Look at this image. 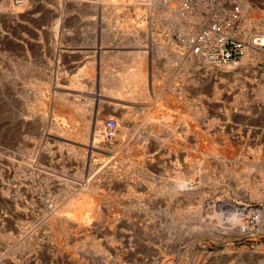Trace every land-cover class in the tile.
<instances>
[{"label":"rangeland","instance_id":"obj_1","mask_svg":"<svg viewBox=\"0 0 264 264\" xmlns=\"http://www.w3.org/2000/svg\"><path fill=\"white\" fill-rule=\"evenodd\" d=\"M97 1L0 0V264H264V216L230 209L264 214V63L187 67L180 20L116 0L100 15ZM262 1L248 0L257 15ZM117 88L129 107L102 102L93 130L57 108Z\"/></svg>","mask_w":264,"mask_h":264},{"label":"bare ground","instance_id":"obj_2","mask_svg":"<svg viewBox=\"0 0 264 264\" xmlns=\"http://www.w3.org/2000/svg\"><path fill=\"white\" fill-rule=\"evenodd\" d=\"M246 1H248V0H246ZM262 1V0H261ZM77 2V1H76ZM112 1L111 0H99V1H97L96 2V4H98V6L96 7L97 9H96V11H97V13H99L100 14V12L102 13V11H104L105 10V5H109V3H111ZM116 3L118 2V3H122L123 5L124 4H133L135 7H136V9H140L141 8V6H145L147 9H149V11H151V13H150V18H149V22L151 21V16L154 14V18H157V17H159V15H163V13H165L164 15H168L169 16V19L171 18V20L172 19H175V21L177 22L178 20H180L181 21V23H180V27H181V30H185V35L184 36H182V34L179 36V38L181 39V42H182V44L185 46V47H188V40H189V37L191 36V33H188L189 31H190V29L192 28L193 29V32L196 30V22L200 19V14H198V13H194V12H191V10H190V8H187V6L185 5V4H183L184 3V0H181V2H179V3H177L176 2V0H116L115 1ZM256 2V1H255ZM262 2H264V1H262ZM5 3V2H4ZM259 3V2H258ZM71 4V3H70ZM262 4H264V3H262ZM72 5V4H71ZM94 5H95V3H94ZM112 5V4H111ZM244 5H245V10H247V8L249 7H251V4H250V2H245L244 3ZM132 6V5H131ZM264 7V6H263ZM252 8V7H251ZM258 8V7H257ZM121 9V8H120ZM115 10H117V9H115ZM157 10H159V14L158 13H156L157 12ZM161 11V12H160ZM262 11V13L264 12V9L263 10H261ZM90 12V11H89ZM112 13H114V12H112ZM116 13V12H115ZM126 13V12H125ZM149 13V12H148ZM255 13V12H254ZM256 13H259V12H256ZM97 15V14H96ZM101 15V14H100ZM257 15V14H256ZM168 16H167V18L166 19H168ZM12 18V17H11ZM162 19H164V18H162ZM111 20V19H110ZM166 21V20H165ZM161 22V21H160ZM246 23H245V25H247V26H250L252 23H257V24H259V23H262V25H264V15L263 14H261V12L257 15V16H255L254 14H252L251 15V17L249 16V18H247V20L245 21ZM155 23V22H154ZM165 23V22H164ZM167 23V22H166ZM149 24H151V23H149ZM157 25V24H156ZM164 25V24H163ZM122 26V25H121ZM150 29H151V27H150ZM180 29V28H179ZM152 30V29H151ZM153 31V30H152ZM258 31H262V33L264 32V30H256V31H251V34H254L255 32H258ZM149 33H151L150 31H149ZM72 40V39H71ZM70 40V41H71ZM80 40V39H79ZM66 41V40H65ZM68 46V45H67ZM132 46V45H131ZM59 47V46H58ZM80 47V46H79ZM125 47V46H124ZM68 48V47H67ZM81 48H83V47H81ZM134 48V47H133ZM73 49V48H72ZM72 49H70V54H72V52H71V50ZM76 48H74L73 50H75ZM101 50V49H100ZM99 50V51H100ZM137 50V49H136ZM255 50V49H254ZM254 50H251V51H249V53L243 58V60L241 61V63L240 64H238V65H236L235 67L234 66H231V67H226V68H223V69H221V70H226V71H228L227 69H235V70H233V73L235 74L234 76H238V74L240 73L241 74V72L243 71L242 69H245L244 68V66L246 65V64H253V65H255L256 67H257V61L259 60V59H261V58H264V53L263 52H260V51H254ZM84 51H86V50H84ZM134 51V50H133ZM59 52V51H58ZM90 52V51H89ZM94 52H96V51H94ZM68 53V52H67ZM79 53V52H78ZM132 53V52H131ZM134 53V52H133ZM69 54V55H70ZM113 54H115V53H113ZM117 54V53H116ZM67 56V55H66ZM130 56V55H129ZM184 56V55H183ZM182 56V57H183ZM192 57L190 60H188V57ZM189 56L186 58H184L183 60H184V64L185 65H187V67L189 66V65H191V64H193V65H195V66H198L199 65V61L200 60H198L197 58H195L191 53L189 54ZM64 57V56H63ZM71 57V56H70ZM74 57V56H73ZM72 58V57H71ZM65 59V58H64ZM195 59H197L196 61H195ZM22 60V59H21ZM67 60V59H66ZM96 60V59H95ZM134 60H135V58H134ZM101 61V60H100ZM132 62V61H131ZM134 62V61H133ZM193 62H195V63H193ZM201 62V61H200ZM64 63H66V61L64 62ZM146 63V62H145ZM203 63V62H202ZM55 64V63H54ZM121 64V63H120ZM203 64H205V63H203ZM88 65V64H87ZM136 65V64H135ZM138 65H140V64H138ZM184 65V66H185ZM206 65V64H205ZM55 66V65H54ZM243 66V67H242ZM247 66V65H246ZM245 66V67H246ZM181 67V66H180ZM206 67H208V68H210V69H212V70H220V69H213V68H211L210 66H208V65H206ZM240 67H241V70L242 71H238V70H240ZM249 67V66H248ZM184 68H186V67H184ZM57 69V68H56ZM147 69V68H146ZM46 70V69H45ZM61 70V69H60ZM125 71V70H124ZM132 71V70H131ZM138 71V70H137ZM140 71V70H139ZM144 71V70H143ZM116 72V71H115ZM142 72V71H141ZM230 72V71H229ZM135 73L136 72H134V76H135ZM138 73V72H137ZM136 73V74H137ZM245 73V72H244ZM139 75H138V77L140 76V72L138 73ZM243 74V73H242ZM58 75H60V74H58ZM62 76V75H61ZM236 76V77H237ZM37 77V76H36ZM53 77V76H52ZM58 77V76H57ZM130 77V76H129ZM136 77V76H135ZM160 77V76H159ZM184 77V76H183ZM96 78V77H95ZM105 78V77H104ZM109 77H107L106 79H108ZM122 78V77H121ZM123 78H125V77H123ZM131 78V80H132V77H130ZM8 79V78H7ZM55 79V78H54ZM61 79V78H60ZM100 79V78H99ZM102 79V78H101ZM134 79V78H133ZM135 79H138V78H135ZM157 79V78H156ZM155 79V80H156ZM117 80V79H116ZM120 80V79H119ZM125 80H127V79H125ZM144 80V79H143ZM102 81H105V80H102ZM108 81H109V79H108ZM110 81H111V79H110ZM109 81V82H110ZM114 81V80H113ZM132 81H134V80H132ZM141 81V80H140ZM54 82H56L55 80H54ZM75 82H77V80L75 81ZM115 82V81H114ZM136 82V81H135ZM144 82V81H143ZM151 82H153V80L151 81ZM160 82V81H159ZM61 83V82H60ZM95 83V82H94ZM107 83V82H106ZM140 83V82H139ZM36 84V83H35ZM59 84V83H58ZM143 84H146L145 82L143 83ZM34 85V84H33ZM60 85V84H59ZM66 85V84H65ZM78 85V84H77ZM108 85H110V84H108ZM112 85H113V83H112ZM111 85V86H112ZM127 85V84H126ZM161 85H163V84H161ZM71 86V85H70ZM75 86V85H74ZM102 86H105L106 88H107V86L104 84V85H102L101 83H100V86H98V87H102ZM261 86V85H260ZM260 86H259V88H260ZM15 87V86H14ZM64 87H66V86H64ZM95 87V86H94ZM94 87H93V90L92 91H94ZM137 87H139V86H137ZM51 88V87H50ZM68 88V87H67ZM74 88V87H73ZM115 88H116V84H115ZM136 88V87H135ZM152 88V87H151ZM75 89H77V88H75ZM95 89H96V87H95ZM100 89V88H99ZM118 89V91H119V88H117ZM156 89V88H155ZM261 92L263 93L264 92V86H263V84H262V86H261ZM78 90V89H77ZM81 90V89H80ZM108 90V89H107ZM56 92H58V90L56 91ZM77 92H79V91H77ZM99 92V91H98ZM101 92V91H100ZM108 92H110V91H108ZM115 92V91H114ZM142 92V91H141ZM58 93H60V92H58ZM66 93V92H65ZM115 93H117V91L115 92ZM121 93H123V92H121ZM120 93V91L117 93V94H119V95H117V96H121L122 94ZM61 94V93H60ZM67 94H69V93H67ZM66 94V95H67ZM95 94V93H94ZM121 94V95H120ZM70 95H71V92H70ZM70 95H68L67 97H65V96H62V97H60V99L58 100V102L57 103H59V106H57V108H58V110H60L61 108L63 109V110H66V111H64V112H67L68 113V115H66L67 117H68V119H71V121L73 120L74 122H76V120L82 115V117H84V119H86L87 120V117H89V119H88V121L89 122H91V129L93 130V126L94 125H97L98 123H100V122H98L97 124H96V120H98V114H99V112L100 111H98L99 109H101L100 107H102V102H103V105H104V103H108V104H110L111 105V103L113 104V102H114V104L115 103H117V102H122V103H124V104H128V100H127V102H125L126 100L125 99H123V97H124V94H123V97L121 96V97H117L116 98V96L114 97L113 96V98H114V100H104V99H102V97H104V96H102L103 94L101 93V94H98L97 95V93L94 95V97L93 98H90L89 97V99H87V101L86 100H80L79 99V101H78V99H77V101L78 102H74V101H72V100H74V98L77 96H75L74 98H70ZM82 95V94H81ZM80 95V96H81ZM127 95V94H126ZM125 95V96H126ZM84 96H86V95H84ZM107 96H108V94H107ZM132 96V95H131ZM144 96V95H143ZM40 97V96H39ZM83 97V96H82ZM88 97V96H87ZM86 97V98H87ZM106 97V96H105ZM159 97V96H158ZM80 98V97H79ZM84 98V97H83ZM132 98V97H131ZM143 98V97H142ZM136 99H137V97H136ZM56 100H57V98H56ZM40 101H42V100H40ZM52 101H54V100H52ZM81 101V102H80ZM90 101H92L94 104L92 105V106H90V105H88L89 104V102ZM105 101V102H104ZM138 101V100H137ZM144 101H146V100H144ZM64 102H67L66 103V105L65 104H63ZM121 102H120V104H121ZM157 102V101H156ZM40 103V102H39ZM42 103V102H41ZM44 103V102H43ZM53 103V102H52ZM106 103V104H107ZM45 104V103H44ZM139 104V103H138ZM167 104V103H166ZM176 104V103H175ZM49 105V104H48ZM110 105H107V107H106V109L108 110V111H110L111 109H110ZM125 105V106H126ZM159 104H157V105H154V103H150V104H147L146 103V105L144 104V107H143V113H142V115H145L147 118H149V116H150V113L153 111V110H157L156 108H158L157 106H158ZM177 105V104H176ZM91 108H90V107ZM118 106V105H117ZM121 106V105H120ZM128 106V105H127ZM166 106V105H165ZM35 107V106H34ZM50 107V106H49ZM54 107H55V105L53 104L52 105V112L53 111H55L54 110ZM89 107V108H88ZM116 107V105H114V108ZM129 107V106H128ZM127 107V108H128ZM134 107V106H133ZM132 107V108H133ZM156 107V108H155ZM111 108H113V107H111ZM118 108V107H117ZM122 108V107H121ZM160 108H161V105H160ZM171 109V107H168V109ZM179 107L177 106V109H178ZM120 109V108H119ZM137 109H138V107H137ZM177 109H176V111H177ZM57 110V109H56ZM57 110V111H58ZM97 110V111H96ZM117 110V109H116ZM160 110V109H159ZM162 110H164V109H162ZM104 111V110H103ZM124 110H122V112H123ZM138 111V110H137ZM139 111H141V110H139ZM161 111V110H160ZM60 112H61V110H60ZM106 112V111H105ZM111 112V111H110ZM154 112V111H153ZM157 112V111H156ZM86 113H88V114H86ZM161 113V112H160ZM164 113V112H163ZM170 113V112H169ZM172 113V112H171ZM57 114V113H56ZM138 114V113H137ZM152 114H154V113H152ZM65 115H62V116H65ZM113 115V114H112ZM123 115V114H122ZM168 115H170V114H168ZM175 114H173V116H174ZM65 116V117H66ZM121 116V115H120ZM144 116V117H145ZM177 116H180V115H177ZM51 117V116H50ZM128 117V116H127ZM143 118V121H144V119H147V118ZM152 118H153V115L151 116ZM150 117V118H151ZM157 117V116H156ZM159 117H161V116H159ZM164 117V116H163ZM165 117H167V116H165ZM102 118V117H101ZM181 118V117H180ZM67 119V120H68ZM113 119V118H112ZM160 119V118H159ZM158 119V120H159ZM182 119V118H181ZM126 120V119H125ZM161 120H162V118H161ZM163 120H165V119H163ZM171 120V119H170ZM84 121V120H83ZM149 121V120H148ZM166 121V120H165ZM86 122V121H85ZM118 122V121H117ZM120 122V121H119ZM180 122V121H179ZM187 122V121H186ZM122 123V122H121ZM125 123V122H124ZM127 123V122H126ZM142 123V122H141ZM147 123V122H146ZM153 123H155V121L153 122ZM80 124V123H79ZM78 124V125H79ZM87 124V123H86ZM101 124V123H100ZM140 124V123H139ZM158 124H160V123H158ZM88 125H89V123H88ZM155 125H157V124H155ZM169 125H170V123H169ZM178 125V124H177ZM180 125V124H179ZM83 126V125H82ZM87 126V125H86ZM118 126H121V125H118ZM129 126V125H128ZM171 126V125H170ZM63 127V126H62ZM99 127V126H98ZM98 127H95V128H98ZM100 127H101V125H100ZM104 127L106 128V126L104 125ZM124 127V126H123ZM150 127H151V125H150ZM158 127H160V126H158ZM83 128V127H82ZM119 128V127H118ZM117 128V132H118V130L120 131L121 129L119 128L118 129ZM132 128V127H131ZM137 128V127H136ZM163 128V127H162ZM52 129V128H51ZM101 129V128H100ZM103 129V128H102ZM115 129L116 128H114V129H111V130H114L115 131ZM128 129V128H127ZM138 129V128H137ZM55 130V129H54ZM65 130H66V128H65ZM153 130V129H152ZM151 130V131H152ZM166 130V129H165ZM178 130V129H177ZM187 130V129H186ZM60 131V130H59ZM68 131V130H67ZM78 131V130H77ZM154 131V130H153ZM157 131H159V130H157ZM173 131V130H172ZM66 132V131H65ZM71 132V131H70ZM75 132V131H74ZM87 132V131H86ZM89 132V131H88ZM87 132V133H88ZM95 132V131H94ZM98 132H100V131H98ZM97 132V133H98ZM108 132H109V130H108ZM110 132H112V131H110ZM123 132V131H122ZM121 132V133H122ZM198 132V131H197ZM68 133V132H67ZM106 133V132H105ZM116 133V132H115ZM131 133V132H130ZM136 133V132H135ZM153 133V132H152ZM159 133H160V131H159ZM173 133V132H172ZM75 134V133H74ZM77 134H78V132H77ZM82 134L84 135V133L82 132ZM110 134V133H109ZM108 134V135H109ZM143 134H145V133H143ZM61 135H63V134H60V136ZM86 135H88V134H86ZM89 135H90V133H89ZM95 135H96V133H95ZM111 135V134H110ZM109 135V136H110ZM120 135V134H119ZM148 135V134H147ZM156 135V134H155ZM159 135V134H158ZM160 135H161V133H160ZM177 135V134H176ZM64 136H65V134H64ZM72 136V135H71ZM91 136H92V134H91ZM97 136V135H96ZM115 136V135H114ZM149 136V135H148ZM154 136V135H153ZM68 137H69V135H68ZM76 137V136H75ZM102 137V136H101ZM46 138V137H45ZM97 138V137H96ZM104 138V137H103ZM106 138V137H105ZM113 138V137H112ZM118 138V137H117ZM121 138V137H120ZM155 138V137H154ZM207 138V137H206ZM91 139V138H90ZM137 139V138H136ZM135 139V140H136ZM147 139V138H146ZM179 139V138H178ZM47 140H48V138H47ZM93 140V139H92ZM97 140V139H96ZM100 140V139H99ZM120 140V139H119ZM165 140H166V138H165ZM210 140H211V138H210ZM43 141H44V144H49V140L48 141H46V139L44 140V137H43ZM42 141V142H43ZM62 141V140H61ZM60 141V142H61ZM75 141H77V140H75ZM86 141V140H85ZM94 141H95V139H94ZM107 141V140H106ZM150 141V140H149ZM180 141V140H179ZM208 141V140H207ZM55 142V141H54ZM81 142V141H80ZM87 142V141H86ZM92 142V141H91ZM116 142V141H115ZM152 142V141H151ZM156 142V141H155ZM196 142V141H195ZM59 143V142H58ZM141 143V142H140ZM178 143V142H177ZM210 143V142H209ZM72 144V143H71ZM104 144V143H103ZM112 144V143H111ZM115 144V143H114ZM127 144V143H126ZM142 144V143H141ZM152 144V143H151ZM173 144V143H172ZM201 144H203L202 142H201ZM84 145V144H83ZM93 145H95V144H93ZM98 145V144H97ZM101 145V144H100ZM118 145V144H117ZM140 145V144H139ZM169 145V144H168ZM208 145V144H207ZM29 146V145H28ZM80 146V145H79ZM92 146V145H91ZM106 146V145H105ZM119 147H120V145H118ZM150 146V145H149ZM163 146V145H162ZM181 146V145H180ZM185 146V145H184ZM188 146V145H187ZM195 146V145H194ZM203 146V145H202ZM202 146H201V148H202ZM212 146V145H211ZM228 146V145H227ZM95 147H97V146H95ZM98 147H101V146H98ZM107 147V146H106ZM109 147V146H108ZM107 147V148H108ZM112 147V146H111ZM124 147V146H123ZM140 147V146H139ZM177 147V146H176ZM251 147V146H250ZM102 148V147H101ZM113 148V147H112ZM136 148H137V145H136ZM146 148V147H145ZM144 148V149H145ZM153 148V147H152ZM166 148V147H165ZM188 148H190V147H188ZM99 149V148H98ZM106 149V148H105ZM147 149H148V147H147ZM164 149V148H163ZM162 149V150H163ZM49 150V149H48ZM71 150V149H70ZM91 150V149H90ZM108 150H109V148H108ZM112 150V149H111ZM111 150H110V152H111ZM130 150V149H129ZM159 150H160V148H159ZM168 150H169V148H168ZM205 150V149H204ZM28 151V150H27ZM30 151V150H29ZM91 151H93V150H91ZM122 151V150H121ZM158 151V150H157ZM210 151H211V149H210ZM227 151H228V149H227ZM252 151V150H251ZM262 151V150H261ZM72 152V151H71ZM93 152H95V151H93ZM138 152V151H137ZM165 152V151H164ZM202 152V151H201ZM99 153H101L100 151H99ZM115 153V152H114ZM153 153V152H152ZM167 153V152H166ZM228 153V152H227ZM249 153V152H248ZM91 154V153H90ZM104 154V153H103ZM116 154V153H115ZM138 154V153H137ZM148 154V153H147ZM157 154V153H156ZM169 154V153H168ZM188 154V153H187ZM35 155V154H34ZM92 155V154H91ZM146 155V154H145ZM205 155V154H204ZM207 155V154H206ZM216 155V154H215ZM233 155V154H232ZM252 155V154H251ZM128 156V155H127ZM151 156V155H150ZM208 156V155H207ZM219 156V155H218ZM223 156V155H222ZM247 156V155H246ZM245 156V157H246ZM153 157V156H152ZM158 157V156H157ZM191 157V156H190ZM193 157V156H192ZM225 157V156H224ZM155 158V157H154ZM154 158H153V160H154ZM170 158V157H169ZM188 158V157H187ZM186 158V159H187ZM196 158V157H195ZM194 158V159H195ZM199 158V157H198ZM211 158H212V156H211ZM86 159V158H85ZM121 159V158H120ZM139 159V158H138ZM149 159V158H148ZM157 159V158H156ZM193 159V158H192ZM194 159H193V161H194ZM202 159V158H201ZM209 159V158H208ZM122 160V159H121ZM141 160V159H140ZM4 161V160H3ZM120 161V160H119ZM136 161H139V160H136ZM121 162V161H120ZM147 162V161H146ZM155 162V161H154ZM160 162V161H159ZM188 162V161H187ZM217 162V161H216ZM13 163V162H12ZM14 163H15V161H14ZM13 163V164H14ZM89 163V162H88ZM142 163H144V162H142ZM199 163V162H198ZM201 163H202V161H201ZM201 163H200V165H201ZM212 163V162H211ZM221 163V162H220ZM127 164V163H126ZM139 164H141V163H139ZM147 164V163H146ZM193 164H195V163H193ZM215 164V163H214ZM223 164V163H222ZM85 165V164H84ZM154 165V164H153ZM187 165V164H186ZM210 165V164H209ZM238 165V164H237ZM156 166V165H155ZM168 166V165H167ZM182 166V165H181ZM215 166H217V165H215ZM228 166V165H227ZM245 166H247V165H245ZM14 167V166H13ZM144 167H146V166H144ZM185 167V166H184ZM191 167V166H190ZM244 167V166H243ZM15 168V167H14ZM21 168V167H20ZM43 168V167H42ZM102 168V167H101ZM142 168V167H141ZM152 168H153V166H152ZM241 168V167H240ZM56 169V168H55ZM195 169H197V168H195ZM247 169V168H246ZM180 170V169H179ZM56 171V170H55ZM183 171H185V170H183ZM193 171H196V170H193ZM230 171H231V169H230ZM234 171V170H233ZM255 171V170H254ZM19 172V171H18ZM88 172V171H87ZM91 172H93V171H91ZM95 172V171H94ZM187 172H188V170H187ZM228 172V171H227ZM253 172V171H252ZM258 172V171H257ZM260 172V171H259ZM68 173V172H67ZM82 173V172H81ZM136 173V172H135ZM170 173V172H169ZM178 173V172H177ZM262 173V172H261ZM88 174V173H87ZM155 174V173H154ZM173 174V173H172ZM196 174V173H195ZM241 174V173H240ZM145 175V174H144ZM183 175V174H182ZM248 175H249V173H248ZM8 176V175H7ZM83 176V175H82ZM187 176V175H186ZM194 176V175H193ZM210 176V175H209ZM255 177V176H254ZM2 178V177H1ZM87 178V177H86ZM168 178V177H167ZM127 179V178H126ZM164 179V178H163ZM75 180V179H74ZM89 180H90V178H89ZM130 180V179H129ZM255 180V179H254ZM128 181V180H127ZM175 181H176V179H175ZM203 181V180H202ZM84 182V181H83ZM92 183V182H91ZM202 183V182H201ZM200 183V184H201ZM254 183V182H253ZM256 183V182H255ZM70 184V183H69ZM73 184V183H72ZM82 184V183H81ZM97 184V183H96ZM125 184V183H124ZM195 184V183H194ZM262 184V183H261ZM0 185H1V183H0ZM143 185V184H142ZM179 185V184H178ZM188 185V184H187ZM246 185V184H245ZM78 186V185H77ZM80 186V185H79ZM104 186V185H103ZM132 186V185H131ZM147 186V185H146ZM149 186V185H148ZM181 186V185H180ZM125 188V187H124ZM157 188V187H156ZM79 189V188H78ZM85 189V188H84ZM165 189V188H164ZM190 189V188H189ZM154 190V189H153ZM161 190V189H160ZM163 190V189H162ZM6 192V191H5ZM154 192V191H153ZM159 192V191H158ZM175 192V191H174ZM63 193V192H62ZM72 193V192H71ZM70 193V194H71ZM87 193V192H86ZM167 193V192H166ZM85 194V193H84ZM113 194V193H112ZM161 194V193H160ZM169 194V193H168ZM7 195V194H6ZM32 195H34V194H32ZM159 196V195H158ZM168 196V195H167ZM177 196V195H176ZM64 197V196H63ZM69 197V196H68ZM67 197V198H68ZM221 197V196H220ZM144 199V198H143ZM225 201V200H224ZM59 202V201H58ZM227 202H229V201H227ZM56 203V202H55ZM152 203H154V202H152ZM65 204V203H64ZM227 204V203H226ZM229 204V203H228ZM69 205V204H68ZM225 205V204H224ZM232 205H233V203H232ZM231 205V206H232ZM2 206V205H1ZM49 206V205H48ZM216 205H214V207H215ZM226 206V205H225ZM23 207V206H22ZM48 208V207H47ZM53 208V207H52ZM41 209V208H40ZM134 209V208H133ZM207 209V208H206ZM217 209V207H215L214 208V211ZM230 209H232L234 212L233 213H235V214H237L236 216L238 217V216H241L242 218H243V216H245V213L248 211V210H251L250 212V215L252 214V215H255V219H257V217H260L261 215H263L264 216V214H261L262 213V210H254V209H250V208H248V207H242L240 210H241V212H243V215H241L240 213H238L237 212V207L235 208V207H231ZM38 210V209H37ZM42 210V209H41ZM212 210V209H211ZM20 211V210H19ZM50 211H51V208H50ZM91 211V210H90ZM214 211H212V212H214ZM245 212V213H244ZM261 212V213H260ZM232 213V214H233ZM45 214V213H44ZM64 214V213H63ZM100 214V213H99ZM213 214H216V215H218V211H215ZM227 214H228V212H227ZM40 215V214H39ZM98 215V214H97ZM101 215V214H100ZM74 216V215H73ZM262 216V217H263ZM39 217V216H38ZM49 217H51V216H49ZM235 217V216H234ZM233 216H232V218H234ZM246 217V216H245ZM252 217V216H251ZM5 218V217H4ZM74 218V217H73ZM219 218V217H218ZM218 218H217V221H218ZM242 218H239L240 220H242ZM261 218V217H260ZM68 219V218H67ZM71 219V218H70ZM69 219V220H70ZM262 219V218H261ZM215 220V219H214ZM213 220V221H214ZM219 220H221L220 218H219ZM235 220H237L236 218H235ZM235 220H233L234 222H235ZM67 221V220H66ZM82 221V220H81ZM212 221V222H213ZM216 221V220H215ZM214 221V222H215ZM230 221V220H229ZM253 221H254V219H253ZM78 222V221H77ZM221 222V221H220ZM237 222H239V221H237ZM241 222V221H240ZM255 222V221H254ZM253 222V223H254ZM25 223V222H24ZM47 223V222H46ZM65 223V222H64ZM85 223V222H84ZM219 223V222H218ZM218 223H216V224H218ZM224 223H226V222H224ZM27 224V223H26ZM29 224V223H28ZM60 224H61V222H60ZM110 224V223H109ZM235 224H238V223H236L235 222ZM246 224L247 223H245V222H243L242 223V225L240 226V228L241 229H245L246 227ZM248 225V224H247ZM262 224H261V222L259 221V223H258V225H256V229L257 228H260V226H261ZM101 226V225H100ZM112 226V225H111ZM203 226V225H202ZM222 226H224V225H222ZM235 226H237V225H234V226H232V228L233 227H235ZM249 226V225H248ZM247 226V227H248ZM252 226V225H251ZM250 226V227H251ZM50 227V226H49ZM84 227H86V226H84ZM200 227H201V225H200ZM199 227V228H200ZM226 227V226H225ZM63 228V227H62ZM231 228V229H232ZM239 228V229H240ZM255 228V227H254ZM80 229V228H79ZM234 229V228H233ZM248 229H249V227H248ZM34 230V229H33ZM44 230V229H43ZM81 230V229H80ZM84 230V229H83ZM83 230H81L82 232H83ZM100 230H102V229H100ZM112 230V229H111ZM48 231V230H47ZM47 231H45V232H47ZM50 231V230H49ZM62 231V230H61ZM70 231V230H69ZM147 231V230H146ZM241 231V230H240ZM248 231V230H247ZM247 231H245V232H247ZM250 231V230H249ZM256 231V230H255ZM40 232V231H39ZM85 233V232H84ZM87 233V232H86ZM85 233V234H86ZM90 233V232H89ZM88 233V234H89ZM92 234V233H91ZM151 234V233H150ZM90 235V234H89ZM145 235H147V234H145ZM169 235V234H168ZM40 237H42V236H40ZM55 237V236H54ZM87 237V236H86ZM108 237H110V236H108ZM212 237V236H211ZM28 238V237H27ZM33 238V237H32ZM146 238V237H145ZM150 238H151V236H150ZM34 239V238H33ZM70 239V238H69ZM97 239V238H96ZM31 240V239H30ZM53 240V239H52ZM151 240V239H150ZM89 241H91V240H89ZM24 242V241H23ZM26 242V241H25ZM24 242V243H25ZM32 242V241H31ZM66 242H69V240L68 241H66ZM85 242H87L86 240H85ZM96 242V241H95ZM115 242V241H114ZM99 243V242H98ZM81 244V243H80ZM91 244V243H90ZM97 244V243H96ZM116 244V243H115ZM118 244V243H117ZM126 244V243H125ZM163 244V243H162ZM40 245V244H39ZM20 246V245H19ZM45 246V245H44ZM68 246V245H67ZM93 246H95V244L93 245ZM120 246V245H119ZM128 246V245H127ZM66 247V246H65ZM69 247V246H68ZM90 247V246H89ZM63 248V247H62ZM72 248H74V247H72ZM71 248V249H72ZM86 248V247H85ZM84 248V249H85ZM95 248V247H94ZM147 248V247H146ZM39 249V248H38ZM77 249V248H76ZM79 249V248H78ZM111 249V248H110ZM114 249V248H113ZM124 249V248H123ZM41 250V249H40ZM74 250V249H73ZM87 250H89V249H87ZM91 250V249H90ZM172 250V249H171ZM81 251V250H80ZM66 252V251H65ZM81 253V252H80ZM147 253V252H146ZM201 253V252H200ZM101 254V253H100ZM148 254H150V251H149V253ZM162 254V253H161ZM70 255V254H69ZM153 255V254H152ZM1 256V255H0ZM116 256V255H115ZM157 256V255H156ZM199 256V255H198ZM7 256H5V258H6ZM40 257V256H39ZM54 257V256H53ZM75 257H73V259H74ZM155 258V257H154ZM8 259V258H7ZM40 259H41V257H40ZM193 259V258H192ZM53 260V259H52ZM92 260V259H91ZM106 260V259H105ZM115 260V259H114ZM139 260V259H138ZM154 260V259H153ZM158 260V259H157ZM45 261H46V259H45ZM86 261V260H85ZM84 261V262H85ZM121 261V260H120ZM10 262V261H9ZM24 262V261H23ZM65 262V261H64ZM79 262V261H78ZM115 262V261H114ZM155 262V261H154ZM25 263V262H24ZM59 264H60V262H58ZM92 263V262H91ZM152 263V262H151ZM1 264H3V263H1ZM62 264V263H61ZM69 264V263H68ZM77 264V263H76ZM116 264V263H115Z\"/></svg>","mask_w":264,"mask_h":264},{"label":"built area","instance_id":"obj_3","mask_svg":"<svg viewBox=\"0 0 264 264\" xmlns=\"http://www.w3.org/2000/svg\"><path fill=\"white\" fill-rule=\"evenodd\" d=\"M245 2L248 1L184 0L183 4L191 12L201 16L196 22V30L189 37L188 53L211 68L220 70L240 64L251 50L264 53V32L251 34V31L264 30V25H245L249 16H257L251 7L245 10ZM255 25L258 26L253 30ZM261 63H264L263 58L257 61V66ZM115 124L107 119L106 131H110Z\"/></svg>","mask_w":264,"mask_h":264}]
</instances>
